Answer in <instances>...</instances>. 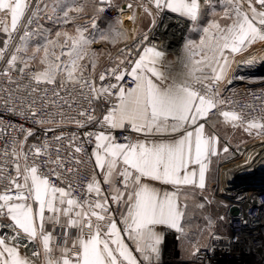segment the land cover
<instances>
[{
	"label": "snow or ice",
	"instance_id": "6c2138e0",
	"mask_svg": "<svg viewBox=\"0 0 264 264\" xmlns=\"http://www.w3.org/2000/svg\"><path fill=\"white\" fill-rule=\"evenodd\" d=\"M109 9L117 16L102 30L98 21ZM40 11L31 0H0L6 36L0 100L45 133L38 137L35 128L10 125V148L0 149V229H8L0 234V264H160L165 229L194 260L215 251L224 217L207 214L214 201L209 165L230 153L217 128L264 137V122L225 108L230 102L220 85L244 79L233 72L237 54L264 43V0H56L51 8L43 5L60 25L54 32L37 23ZM165 12L199 33L198 41L185 43L188 71L177 76L165 68V52L145 43L147 33L136 39L135 28H123L125 14L133 24L150 18L154 27ZM121 39L132 43L119 49L97 84L102 50L93 45ZM99 104L105 108L98 115ZM74 106L76 115L65 121V107ZM57 114L61 126L94 130L57 134ZM85 152L94 158L86 188L73 175ZM197 216L203 227L194 223Z\"/></svg>",
	"mask_w": 264,
	"mask_h": 264
},
{
	"label": "built area",
	"instance_id": "2783aa9c",
	"mask_svg": "<svg viewBox=\"0 0 264 264\" xmlns=\"http://www.w3.org/2000/svg\"><path fill=\"white\" fill-rule=\"evenodd\" d=\"M103 15L108 19H115L117 13L109 9ZM46 20H49L47 14L40 11L37 23L40 25L41 21ZM33 27H35V23ZM189 27L190 22L177 17L175 14L162 13L156 20L155 26L150 28L151 31L148 30L145 32L148 34V41L145 43L149 46H155L156 48L178 55L182 52L184 43L189 34ZM21 33L22 32L18 33V35ZM136 39H139V37ZM131 43L132 41L129 44ZM135 55V52H133L134 58ZM257 55L258 57H256ZM247 57H254L256 62L260 61L264 58V50L256 54H249ZM246 58H244V60H246ZM113 62V57L110 56L108 64L102 71L110 67ZM2 63L3 62H0V66H2ZM240 80L243 82L242 85L235 87H224L221 83L220 90L222 96L230 102L225 105V108L245 113L246 119L255 118L257 121L264 122V77L244 78ZM0 83L3 82L0 81ZM196 87H199V85H196ZM17 104H19V101H17ZM104 108V104H99L97 114L99 115ZM53 111H55V108H53ZM64 111L65 121L76 115L75 106L70 111L65 107ZM60 119L61 117L57 114L55 116L57 123L52 125V127L57 128V134H59L61 130L65 136H69L73 132L82 134L86 130H94L92 126L88 129H77L74 124L70 123H64L61 126L59 124ZM10 125L16 127L23 125L25 128H35L38 137H43L45 135L42 129L33 125L30 119H26L24 116L20 115L19 112L12 114V112L6 111L3 101L0 100V130L4 131V136L0 137V149H3L6 144H8L10 148V137L14 135L9 127ZM52 135L53 133L51 132L47 133L49 139H51ZM116 135L118 138L120 137L119 132H116ZM262 140L264 141V137L251 140L238 148L231 147V155L222 160V167L233 159L243 164L250 157L253 158L254 156H250L245 159V155L241 156V154L238 155V153L245 147L249 149L255 147L256 145L253 144ZM29 142H32V138H29ZM90 147L91 146H89V149ZM80 158L82 160L81 165H73L74 168H79V171L73 173V175L75 177V183L86 188L87 176L93 169L94 158L89 160L87 152L80 154ZM2 164L3 158L0 157V165ZM45 171H47V169H45ZM230 174L225 176V181L221 185L223 186V191L221 192L223 196L220 197L219 194V197L226 201L227 209L224 216L226 232L223 234L219 233L223 239L214 244L215 251H202L201 259L198 261L194 259L179 260L174 256L175 248H173L166 258L160 259V264H264V193L227 189L226 181ZM52 180L54 183L59 184V182L55 180V177H52ZM104 187L106 188L107 186ZM76 194H79V190ZM113 207H115V205H113ZM232 207L238 208V213L236 215L230 213ZM118 216L119 213H117V217ZM7 232V228L0 229V234ZM61 234L62 230L57 227L55 235L61 236Z\"/></svg>",
	"mask_w": 264,
	"mask_h": 264
},
{
	"label": "crops",
	"instance_id": "0c3cea01",
	"mask_svg": "<svg viewBox=\"0 0 264 264\" xmlns=\"http://www.w3.org/2000/svg\"><path fill=\"white\" fill-rule=\"evenodd\" d=\"M31 2H32V5H33L34 8H35V5L37 3H39L41 5V11H43V5H44V3H48L49 8H51L55 4L56 0H31ZM79 2L80 3H83V0H79ZM118 2L121 3V4H123V3H126L127 0H118ZM257 7H258V5H257ZM165 13H170V12H165ZM160 15L156 18V20L160 17ZM113 20L114 19H108L107 17H105L104 15H102V17L98 21V23H99L100 28L102 30H104V29H107L108 28L109 23L111 21H113ZM40 25L44 29H48V30H51L53 32L60 27V25L54 23L52 20L41 21ZM151 27H152V24H151L150 18L138 19L137 22L135 24H133L131 21H129L127 19V14H125V16H124V24H123L124 30L126 32H128V33H131L132 30L135 28L136 29V32L138 34L137 37H139V34H143V33L147 32ZM191 33L192 32L189 31V34L187 36V39H186L185 43L189 39L197 40L198 41V39H199V33L193 32L192 35H191ZM1 37H3L4 39H6V36L2 32H0V38ZM16 39L18 41V37ZM16 39H15V41H16ZM17 41H16V43H17ZM130 42L131 41H129V40L121 39V40L117 41V43H115V44H103V45L102 44H96V45H93V49L94 50H98V51L99 50H106L109 46H111V47L114 48V49L112 48L113 49L112 51H105L97 59V68H96L97 84L100 83L99 80H98V74L100 72H102V69H103V61H102L103 57H104V61L107 60V62H108L110 56H112L113 58H115L117 56V53L119 52V49L124 48L125 47V44H129ZM185 43H184V46H185ZM184 46H183L182 52L180 54H178V55H176L174 53H169V52L163 50L165 52V57H164V65H165V68L169 71L170 75H172V76H177L181 72L188 71L184 67L185 62H186V52H185V47ZM156 49L157 50H162V49H159V48H156ZM250 49H251V47L247 51H249ZM247 51H246V53H247ZM249 54H251V52ZM169 82H171V81H169ZM228 86H229V84L227 85V87ZM219 119L221 121H223V117H220ZM225 128L228 129V127H225V126H223V124H221L217 128V130H218V132H219L220 129L226 131ZM246 134H247V137L244 138L243 141L251 140V139H253V137L255 135V134L249 135L247 132H246ZM220 136H221V134H220ZM226 136L228 137V134ZM226 136L225 137L221 136V138H222L221 139V144H223L225 141L228 142ZM226 156L227 155L221 153V156L220 157H213L212 158V162L209 165V169L210 170H209V173H208V191H210V189L213 187V184L216 181L215 176H216L217 169L220 167V165L222 163V160ZM97 172H99V169H97ZM152 183L156 187H164V186H160L156 182H152ZM48 227H49V230H51V225H48ZM163 235H164V240H163V243L161 245V256H160V259L166 258L167 255H168V253H170L173 250V247H175V253H174L175 257L176 258H181L180 252H178V249H177V246H176V243L177 242L175 241L174 244H170L169 243V241L170 242L172 241L173 236L176 237V234L174 232H171V231L165 229L163 231ZM126 242H128L130 244V241H127L126 240ZM21 251L23 253V250H21ZM176 253H178V254H176ZM183 259L184 260H191V259L184 258V257H183Z\"/></svg>",
	"mask_w": 264,
	"mask_h": 264
},
{
	"label": "rangeland",
	"instance_id": "374dc122",
	"mask_svg": "<svg viewBox=\"0 0 264 264\" xmlns=\"http://www.w3.org/2000/svg\"><path fill=\"white\" fill-rule=\"evenodd\" d=\"M192 34H193V32L191 33V35ZM20 35H22V33ZM14 36H15V38L18 37V41H17V39H16V41H17V43H19L18 33L17 34H14ZM4 40L5 39L3 37L0 38V48L3 47V41ZM112 48L113 47L109 46L106 50H102V54L105 51H112L114 49V48L113 49ZM263 50H264V43L256 42L254 45L251 46V49L249 51H247V53L245 52V53H242V54H237L236 60L240 64L241 61L243 62L244 58H246L247 56H249V53L250 52H251V54H253V53L256 54L258 52H263ZM197 58H199V57H197ZM102 61H103V68H104L108 64V62H107V60L104 61V57H103ZM237 68H239V65L237 66V64H233V72H234V74H236ZM231 74H233V73L230 72V75ZM222 84L224 85V87H227V85H228L226 82H222ZM225 130L226 131L220 129L219 130V134H221V136H223V137H225L228 134V137L226 136V138H227V140H228V142L230 144V153L227 154L226 157H229L231 155V152H232L231 147L238 148L242 144H245V143H247V142H249L251 140H256L258 138H262L261 136H258V135L255 134V132H253V134H255L254 137H253V139L243 141L244 138L247 137V134H246V132H244L243 129H232V128L228 127V129L225 128ZM262 141H258L256 143H254L256 146L254 147V149L251 152H256L257 149H255V148L257 147V144L259 142H262ZM247 151H248V148L246 147V148H243L240 153H241V155L243 154V155L246 156V155H249V152H247ZM245 162L243 164H241V162H239L238 163V166L244 167ZM221 168H222V163H221L220 167L217 169L216 176H215L216 181L214 182L213 187L209 191V195L214 196V201H213V204H212L211 208L208 210V213L207 214L213 216L214 218L216 216H223L224 217L225 216V213H226V201L224 199L220 198V197L223 196L221 194V192L223 191L222 190L223 189V186H221L222 185V182L225 181V176L228 175L229 173H228V170L227 169L222 170L223 168L222 169ZM223 173L224 174L226 173V175H223L224 176V179H220V176ZM219 194H220V197H219ZM194 223L200 225L201 227H203L204 224H205V221L202 218H200L199 216H197V217L194 218ZM225 226H226V223H225V220L224 219L222 221H219V224H218V227H217L216 231L218 233L220 231H223L225 229ZM197 237H198V231L194 228L193 229L192 238L195 239ZM175 239H176L175 236H173L172 241L171 242L169 241V243L170 244H174L175 241L177 242L176 243V246H177L178 252H180V256H181V258H178V259L179 260H182L183 257L184 258H188V259H193L191 256L188 255V252L186 250V246L184 244H182L180 241H178L177 239L176 240ZM173 248H175V247H173Z\"/></svg>",
	"mask_w": 264,
	"mask_h": 264
},
{
	"label": "water",
	"instance_id": "95a60500",
	"mask_svg": "<svg viewBox=\"0 0 264 264\" xmlns=\"http://www.w3.org/2000/svg\"><path fill=\"white\" fill-rule=\"evenodd\" d=\"M243 66L237 68L235 75L243 76L246 79L264 77V59L257 61L254 65L244 66V68ZM242 83V80L236 79L229 84V87L239 86L242 85ZM226 185L227 189L230 190H245L264 193V163L261 164V166L259 165L251 169H241L230 174L226 181ZM230 213L236 215L238 213V208L232 207Z\"/></svg>",
	"mask_w": 264,
	"mask_h": 264
},
{
	"label": "bare ground",
	"instance_id": "6f19581e",
	"mask_svg": "<svg viewBox=\"0 0 264 264\" xmlns=\"http://www.w3.org/2000/svg\"><path fill=\"white\" fill-rule=\"evenodd\" d=\"M256 57H258V55L256 56ZM252 57H247L246 59H251ZM254 64H256V62L254 63ZM253 64V65H254ZM244 65V63L243 62H241L240 63V65L239 66H243ZM245 66V65H244ZM244 66H243V68H244ZM253 145H255V144H253ZM246 148V147H245ZM254 149V147L253 148H251V149H249L248 148V152H249V155H246L245 156V159H247L248 157H250V156H254L253 158H249L246 162H245V165H244V167H240V166H238V161H236L235 159H233V160H231V161H229V163L228 164H226V165H224L222 168V170H224V169H227L228 170V173L230 174L231 172V174H233V173H235V172H237V171H239V170H241V169H251V168H254V167H256V166H261V164H263L264 163V141H262V142H259L258 144H257V147L255 148V149H257V151L256 152H251L252 150ZM241 154V153H240ZM239 153H238V155H240ZM241 156H244L243 154L241 155ZM240 156V157H241ZM235 169V170H234ZM223 175H226V173L224 174H222L221 175V179H224V176ZM222 181V180H221ZM224 182V181H223ZM222 182V183H223Z\"/></svg>",
	"mask_w": 264,
	"mask_h": 264
},
{
	"label": "trees",
	"instance_id": "16d2710c",
	"mask_svg": "<svg viewBox=\"0 0 264 264\" xmlns=\"http://www.w3.org/2000/svg\"><path fill=\"white\" fill-rule=\"evenodd\" d=\"M226 209H227V207H226ZM226 232V226H225V229L223 230V231H220L219 233H225Z\"/></svg>",
	"mask_w": 264,
	"mask_h": 264
}]
</instances>
